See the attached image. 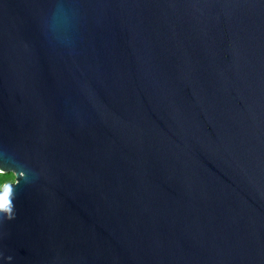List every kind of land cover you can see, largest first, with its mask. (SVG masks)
<instances>
[{"label": "water", "instance_id": "95a60500", "mask_svg": "<svg viewBox=\"0 0 264 264\" xmlns=\"http://www.w3.org/2000/svg\"><path fill=\"white\" fill-rule=\"evenodd\" d=\"M14 170L0 264H264V0H0Z\"/></svg>", "mask_w": 264, "mask_h": 264}, {"label": "clouds", "instance_id": "9594fccd", "mask_svg": "<svg viewBox=\"0 0 264 264\" xmlns=\"http://www.w3.org/2000/svg\"><path fill=\"white\" fill-rule=\"evenodd\" d=\"M61 14H62L61 10H57V12L54 13V17H53L54 28L56 27V18ZM21 179H26V177L24 175L17 173V178L14 179L13 183L4 184L3 187L0 188V195L4 194L5 192L8 194L6 205L0 207V218H3L7 221H12L13 219H15V205L13 203V200L15 198L14 185H19V180Z\"/></svg>", "mask_w": 264, "mask_h": 264}, {"label": "snow or ice", "instance_id": "6c2138e0", "mask_svg": "<svg viewBox=\"0 0 264 264\" xmlns=\"http://www.w3.org/2000/svg\"><path fill=\"white\" fill-rule=\"evenodd\" d=\"M8 194L5 192L4 194L0 195V207H3L7 203Z\"/></svg>", "mask_w": 264, "mask_h": 264}, {"label": "rangeland", "instance_id": "374dc122", "mask_svg": "<svg viewBox=\"0 0 264 264\" xmlns=\"http://www.w3.org/2000/svg\"><path fill=\"white\" fill-rule=\"evenodd\" d=\"M6 175H8L9 178L5 180L4 184L12 183L14 181V175L13 174H6Z\"/></svg>", "mask_w": 264, "mask_h": 264}, {"label": "trees", "instance_id": "16d2710c", "mask_svg": "<svg viewBox=\"0 0 264 264\" xmlns=\"http://www.w3.org/2000/svg\"><path fill=\"white\" fill-rule=\"evenodd\" d=\"M8 175H0V187L4 184L5 180L8 179Z\"/></svg>", "mask_w": 264, "mask_h": 264}]
</instances>
